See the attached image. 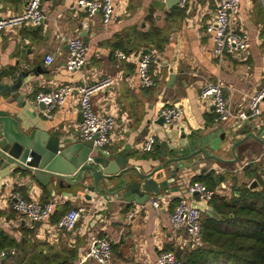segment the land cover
I'll return each instance as SVG.
<instances>
[{"label": "crops", "instance_id": "crops-1", "mask_svg": "<svg viewBox=\"0 0 264 264\" xmlns=\"http://www.w3.org/2000/svg\"><path fill=\"white\" fill-rule=\"evenodd\" d=\"M77 1L43 0L45 18L41 25L0 31V78L11 83L20 71L30 72L20 89L24 106L18 107L16 100L4 103L11 115L21 118V128L76 142L81 124L77 88L112 76L115 83L92 98L96 111L116 118L111 143L105 148L107 154L125 150L128 164L147 172L170 157L191 153L194 145L227 161L203 156L192 166L168 164L157 177H167L169 187L177 191L163 192L158 207L150 203L157 197L154 195L139 204L90 192L92 199L88 200L80 185L61 189L56 180L55 191L35 180L29 187V175L15 171L0 179V230L12 239V246L0 250V264H102L90 255L100 238L112 244L108 264H158L163 250L185 257L193 243L185 230L172 226L170 215L189 183H204L214 172L224 177L215 188L221 196L230 197L236 187L249 186L254 179L258 190L262 188L264 143L247 138L236 147V160L232 145L254 131V126L264 127V113L249 123L232 118L219 124L211 99H202L200 91L207 82H220L233 112L247 109L250 97L264 84V0H241L236 25L238 32L248 35L251 45L242 53H226L224 57L215 54L212 37L206 32L208 24L215 22L220 0H189L185 7L169 6L166 0H112L114 13L108 24L103 22L101 11L91 14ZM27 2L0 0V18L23 12ZM152 27L167 37L162 48L139 40V35ZM63 37L87 40V62L81 70L66 67L69 46ZM145 49L154 57L151 74L155 85L149 88L140 85L135 62ZM116 50L128 58H118ZM47 55L54 56L50 65L45 62ZM64 85L75 90L52 117H47L36 102V94ZM174 106L183 108L182 116L171 123L161 122L162 109ZM152 134L155 148L144 151V143ZM260 134L264 139V131ZM192 161L194 158L188 160ZM17 193L28 200L56 201L57 210L46 222H31L13 208ZM79 205L89 212L74 229H58L57 219Z\"/></svg>", "mask_w": 264, "mask_h": 264}, {"label": "built area", "instance_id": "built-area-1", "mask_svg": "<svg viewBox=\"0 0 264 264\" xmlns=\"http://www.w3.org/2000/svg\"><path fill=\"white\" fill-rule=\"evenodd\" d=\"M189 0H178L181 7H185ZM43 0H28L23 12L0 18V31L16 28L24 25L39 26L42 24L45 13L42 5ZM241 0H220L216 10L214 23H209L206 32L211 35L214 43V52L219 57L226 53H242L249 49L251 41L244 32H238L236 20L240 12ZM77 4L91 14L101 11L103 22L108 24L113 18L114 4L112 0H78ZM69 46V55L66 67L71 71L81 70L87 62L88 46L80 37H63ZM115 54L120 59H127L128 55L116 50ZM54 61L53 55H47L46 64ZM154 61L151 52H144L136 58L137 75L140 85L149 88L155 85V79L151 74V65ZM115 83L112 76H106L94 83H84L77 88L79 93L80 109L83 113V121L78 127L80 138L93 140V150L108 151L105 149L111 143L112 133L117 126L114 115L98 112L93 107L92 98L97 92L111 87ZM75 87L64 85L52 91H39L36 94V102L44 103V114L52 117L53 113L62 107ZM202 99L210 98L214 107L215 121L224 123L232 118L244 121L249 117H260L264 113V84L250 97L246 110L234 113L230 103L224 96L223 85L220 82H207L200 91ZM183 114L181 106L166 107L162 109L161 116L166 123L179 119ZM156 138L152 134L144 143V151H153ZM92 154H90V159ZM216 194L215 189L209 188L201 182L189 183L185 194L181 195L174 211L170 215L172 226L176 230H185L189 235L193 247L202 245L203 219L211 199ZM197 198V199H196ZM162 197L157 196L150 199V203L158 207L161 205ZM58 203L56 201L41 202L39 200H28L20 194H14L13 208L25 216L31 222H46L54 214ZM89 212L86 206L72 207L65 212L56 222L58 229L72 230L82 218ZM90 255L102 264H108L113 256L112 244L106 238L98 239L90 249ZM158 264H184L175 252L163 250L159 253Z\"/></svg>", "mask_w": 264, "mask_h": 264}, {"label": "water", "instance_id": "water-1", "mask_svg": "<svg viewBox=\"0 0 264 264\" xmlns=\"http://www.w3.org/2000/svg\"><path fill=\"white\" fill-rule=\"evenodd\" d=\"M169 6L178 5V0H166ZM87 43V40H86ZM144 52H150L145 49ZM30 74L29 71H20L16 78L9 83L4 77L0 78V179L5 178L15 171L28 174L30 185L38 181L48 190L55 191L54 180L61 189H71L80 185L87 192L86 198L92 199L90 193L103 197H116L124 203L144 204L151 195L163 196V192L177 191L169 187L168 178L157 177V173L164 170L172 162H181L183 165L192 166L205 156L219 161H227L201 145H194V149L187 155H176L163 161L151 171H142L139 166L128 164L127 151L122 150L117 154H105L99 150L91 157L93 140L79 138L76 142L70 139H60L57 135H51L38 129L26 132L21 128L19 116L11 115L4 108V103H13L18 107L24 106V95L20 94L23 80ZM2 98L6 99L5 102ZM43 108L44 103H40ZM80 122L83 121L81 111ZM257 117H249L244 123H249ZM163 122V117H160ZM259 132L248 131L244 138L236 140L232 145L234 160L237 158L236 147L249 137H253L264 143L261 132L264 127L254 126ZM232 135L234 139L237 135ZM240 133V132H238ZM224 136V135H223ZM194 158V161L188 162ZM177 167L176 170H179ZM175 176V174H172ZM250 189H258V181L254 179ZM78 192V191H76ZM90 192V193H88ZM206 215L216 219L225 218V215L217 213L212 205L206 210Z\"/></svg>", "mask_w": 264, "mask_h": 264}, {"label": "trees", "instance_id": "trees-1", "mask_svg": "<svg viewBox=\"0 0 264 264\" xmlns=\"http://www.w3.org/2000/svg\"><path fill=\"white\" fill-rule=\"evenodd\" d=\"M139 40L141 44L154 43L162 48L167 37L162 36L160 29L152 27L141 33ZM223 180L224 177L212 172L204 183L215 189ZM261 184L259 190L246 185L236 187L230 197L214 195L210 205L225 218L205 215L203 243L191 249L185 257L179 256L184 264H264V181ZM11 241V237L0 230V250L12 246Z\"/></svg>", "mask_w": 264, "mask_h": 264}]
</instances>
